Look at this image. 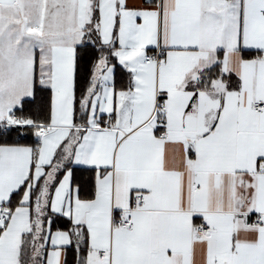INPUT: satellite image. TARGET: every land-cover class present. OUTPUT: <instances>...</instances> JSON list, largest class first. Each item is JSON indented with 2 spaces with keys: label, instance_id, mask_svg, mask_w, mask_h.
<instances>
[{
  "label": "snow or ice",
  "instance_id": "6c2138e0",
  "mask_svg": "<svg viewBox=\"0 0 264 264\" xmlns=\"http://www.w3.org/2000/svg\"><path fill=\"white\" fill-rule=\"evenodd\" d=\"M0 264H264V0H0Z\"/></svg>",
  "mask_w": 264,
  "mask_h": 264
}]
</instances>
